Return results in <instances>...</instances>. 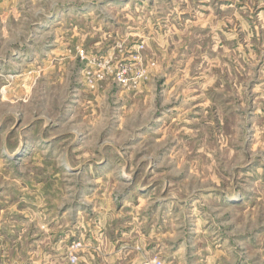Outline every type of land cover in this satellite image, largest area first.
<instances>
[{
    "label": "rangeland",
    "instance_id": "obj_1",
    "mask_svg": "<svg viewBox=\"0 0 264 264\" xmlns=\"http://www.w3.org/2000/svg\"><path fill=\"white\" fill-rule=\"evenodd\" d=\"M36 3L46 15L32 23V0H0V245L26 241L32 252L52 239L46 215L71 189L59 210L79 217V201L95 198L90 227L96 207L128 201L112 220L120 234L162 199L174 239L198 230L199 247L215 243L224 264H259L248 257L264 249V0ZM98 136L115 139L100 149ZM17 137L25 144L9 158ZM69 139L76 159L58 164ZM224 153L240 198L203 190L201 199L191 177L215 183ZM121 163L130 177L114 172Z\"/></svg>",
    "mask_w": 264,
    "mask_h": 264
},
{
    "label": "clouds",
    "instance_id": "obj_2",
    "mask_svg": "<svg viewBox=\"0 0 264 264\" xmlns=\"http://www.w3.org/2000/svg\"><path fill=\"white\" fill-rule=\"evenodd\" d=\"M7 7V5H5ZM45 4L36 3V0H32L31 10L28 15L25 16V22L36 23L39 22L40 15H46ZM141 76L144 75L143 72L140 73ZM17 139H20L17 137ZM49 140L51 137L48 138ZM114 137L101 138L97 137L96 146L103 149L104 145L114 140ZM74 141L69 139L65 147V151L61 153L58 157L57 163L62 162L64 155L68 154L73 160L76 159V153L69 152ZM25 142L20 139V144H17L15 148L8 153L9 158H19L21 153V147ZM117 154H120V149L118 147L114 148ZM218 161L215 171L219 179L212 183L208 180L207 175L201 173L200 176H192L193 181L191 191L201 196V199H208L203 197L202 191L207 190L211 195L212 192H219L227 196L230 200H238L240 198V193L237 192L236 187L231 184V179L235 177L237 168L235 163L228 157L227 153L223 155H218ZM125 165L123 163L118 164L114 172L122 174L124 176H129L128 172H124ZM183 190V189H182ZM68 195L62 196L59 201H56V207L51 213H49L50 219L56 221L55 231H64L66 229V235L59 243H54L53 240L47 236L40 242L38 250L28 252L31 245H28L26 241H19L23 245L21 249H17L15 244L9 247L7 244L0 245V262L2 264H165L166 259V248L158 245L160 248L157 251L155 248L148 250L145 247V238L134 236L132 232L136 229L133 228L132 232L128 236H121L119 240H123L124 244L121 246L119 251L116 250L115 245L109 241L108 233L112 230V220L114 219V213L109 212L103 208V206L96 207L95 211L100 214L99 221L92 220L91 223L95 227H90L89 222L86 219L88 212L87 207L91 204L96 203L95 198L89 200L84 198L79 201V205L85 208V211L81 213L79 217L74 215L75 207L71 206L69 212L63 216L57 218L56 212L59 211V207L68 203L71 205V200L74 198V193L71 189H68ZM175 194V193H174ZM111 196V192L108 193ZM75 221V223H71ZM105 229L104 232H100V229ZM88 232L91 231L93 234L92 239H88L82 242V245L73 244L71 247L67 246L66 240L67 236L75 234V232L80 231ZM55 231L53 234H55ZM96 242H93V241ZM26 253V254H25ZM259 255V264H264V249L259 254L253 253L248 258L252 259L253 256Z\"/></svg>",
    "mask_w": 264,
    "mask_h": 264
},
{
    "label": "crops",
    "instance_id": "obj_3",
    "mask_svg": "<svg viewBox=\"0 0 264 264\" xmlns=\"http://www.w3.org/2000/svg\"><path fill=\"white\" fill-rule=\"evenodd\" d=\"M127 202L128 201H123L120 210L119 207L116 211L111 210V212L115 214L114 217H116V219L125 215L123 209L129 205ZM152 203L156 209L152 210L151 213H147L144 217L142 214L136 213L133 220L121 224L120 234L117 233V230L108 233L109 241L115 245L117 251H119L121 246L124 244L123 240H119V242H117L118 238L121 236H128V234L132 232L133 228H135L136 231L132 232V234L134 236L145 238V247L148 250L155 248L159 251L160 248L157 247L158 245L166 248L167 252L165 262L167 264H224L220 259V254L224 255L223 249H218L216 251L211 250L214 248L215 243L207 241V243L204 244V247H199L198 241L200 238H204L205 236L199 237L198 230L187 232L179 238L174 239L173 233L167 229V214L160 212L161 207L164 203H166L165 200H153ZM141 206L142 204H139V207ZM106 210L109 211V209ZM66 214L67 212L65 207L62 211L59 210L56 212L57 218L63 217ZM46 217L48 223H56L55 220H51V222H49V213ZM54 231L55 229L53 228L50 230L49 234L51 235L54 243H59L62 239H64L66 229L64 231H55V234H53ZM102 232H104V230ZM70 237L71 236H67V244H70ZM88 237V239H91L93 234L91 233Z\"/></svg>",
    "mask_w": 264,
    "mask_h": 264
},
{
    "label": "built area",
    "instance_id": "obj_4",
    "mask_svg": "<svg viewBox=\"0 0 264 264\" xmlns=\"http://www.w3.org/2000/svg\"><path fill=\"white\" fill-rule=\"evenodd\" d=\"M141 72L144 73L143 76L140 75ZM145 76H146V71H145V70L141 69V70H139V71L137 72V78H138V79L142 80ZM125 77H126L125 74H120V75H119V80H120L121 82L126 83L127 79H126ZM73 244L82 245L81 242H74ZM165 264H167V263L165 262Z\"/></svg>",
    "mask_w": 264,
    "mask_h": 264
}]
</instances>
